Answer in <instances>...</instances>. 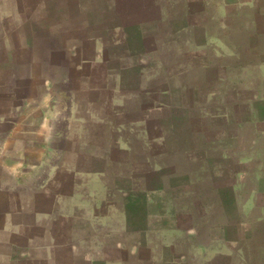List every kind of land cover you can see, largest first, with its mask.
I'll list each match as a JSON object with an SVG mask.
<instances>
[{"label": "crops", "instance_id": "obj_1", "mask_svg": "<svg viewBox=\"0 0 264 264\" xmlns=\"http://www.w3.org/2000/svg\"><path fill=\"white\" fill-rule=\"evenodd\" d=\"M0 264H264V0H0Z\"/></svg>", "mask_w": 264, "mask_h": 264}]
</instances>
